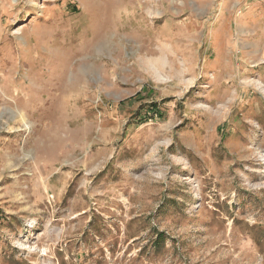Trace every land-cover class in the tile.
I'll return each mask as SVG.
<instances>
[{
    "label": "rangeland",
    "instance_id": "rangeland-1",
    "mask_svg": "<svg viewBox=\"0 0 264 264\" xmlns=\"http://www.w3.org/2000/svg\"><path fill=\"white\" fill-rule=\"evenodd\" d=\"M0 264H264V0H0Z\"/></svg>",
    "mask_w": 264,
    "mask_h": 264
}]
</instances>
